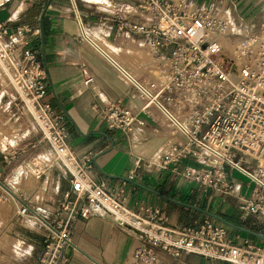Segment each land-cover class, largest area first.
Returning a JSON list of instances; mask_svg holds the SVG:
<instances>
[{
    "label": "built area",
    "instance_id": "built-area-1",
    "mask_svg": "<svg viewBox=\"0 0 264 264\" xmlns=\"http://www.w3.org/2000/svg\"><path fill=\"white\" fill-rule=\"evenodd\" d=\"M11 1L0 0V8ZM68 3L79 36L96 46L79 1ZM130 6L126 8L140 12L145 19L133 22L119 18L118 29H128L143 38L154 51L171 50L168 77L158 85L146 82L112 60L130 84L132 96L140 101V109L136 112L122 102H111L95 106L96 113L110 128L125 133L145 125L141 116L166 120L173 134L184 137V142L171 146L158 166L217 196L236 199L246 215L264 218V34H241L235 50L226 53L222 38L229 34L230 20L217 4L137 0L134 7ZM30 31L24 26L11 32L8 25L0 24V67L6 74L8 98L15 108L13 116H28L38 126L37 138L28 145L48 146L71 181L54 210L55 219L46 222V244L36 264H68L77 221L96 212L140 238L142 244L135 256L142 264H170L159 251L175 258L195 253L232 264H264V244L256 245L249 239L234 243L225 223L205 219L175 228L158 208L130 207L125 181L110 187L104 181L92 180V156H79L71 148L65 114L46 100L50 90L48 68L26 46L25 34ZM18 153L15 149L11 156ZM184 159L199 165H182ZM27 166L31 168L29 163ZM33 170L39 171L37 166ZM231 171L248 179L245 190L236 186ZM29 213L37 215L30 203H24L18 214Z\"/></svg>",
    "mask_w": 264,
    "mask_h": 264
},
{
    "label": "crops",
    "instance_id": "crops-1",
    "mask_svg": "<svg viewBox=\"0 0 264 264\" xmlns=\"http://www.w3.org/2000/svg\"><path fill=\"white\" fill-rule=\"evenodd\" d=\"M78 1L93 31L96 46L79 36L68 0H12L0 8V24L8 25L11 32L18 27L31 28L25 34L26 46L31 47L48 68L50 90L46 100L65 114L71 148L79 156H92L90 178L95 182L104 181L110 187H118L125 181L130 207L134 210L142 206L158 208L172 227L212 219L227 224L234 243L242 244L249 239L263 245L264 220L261 217L240 213L236 199L222 198L171 170L161 169L158 162L167 151L157 161L152 159L171 143L172 137L168 134L176 136L174 144L184 142V137L173 134L169 122L141 116L145 125L125 133L110 128L96 113L95 106L111 102H122L136 112L140 109V101L132 96L130 84L113 61L128 68L134 76L140 70L143 75L148 72L157 76L159 69L151 65L150 58L135 44H126L128 40L124 36L145 44L143 38L128 29H118L119 18L133 22L145 19L140 12L126 8V5L134 7L137 0ZM193 1L219 5L232 15L239 27L245 24L264 27V0ZM151 51L161 54L160 58L168 59L171 55V50ZM4 89L5 85L0 82V92ZM11 109H14L12 104ZM32 134L37 138V133ZM42 146L22 148L12 156V152L0 147V264L39 261L49 231L46 222L55 219L54 210L71 186L69 175L58 161L45 164L37 176L29 169L27 162L48 148ZM181 164L197 166L198 163L184 159ZM230 174L238 188H247L248 179L244 175L238 171ZM24 203H30L37 215L18 214ZM73 242L75 246L68 250V264H142L135 256V250L142 244L140 238L111 217L97 212L77 221ZM159 252L170 264H232L195 253L175 258Z\"/></svg>",
    "mask_w": 264,
    "mask_h": 264
},
{
    "label": "rangeland",
    "instance_id": "rangeland-1",
    "mask_svg": "<svg viewBox=\"0 0 264 264\" xmlns=\"http://www.w3.org/2000/svg\"><path fill=\"white\" fill-rule=\"evenodd\" d=\"M226 15L229 17L230 20V25H229V34L222 40H225L224 45H231L233 48L237 44L238 40L240 39L241 34H247V35H263L264 34V27L263 28H253L251 25H243L242 27H239V25L234 22L232 15L227 12ZM250 27V28H249ZM248 29V30H247ZM90 32H93L92 30H89ZM89 32V34H90ZM127 37L128 41H125L126 44H135L137 48L140 50L144 51L146 55L150 58L149 62L151 65L157 66L158 71L162 73V75L157 76H151L150 73L146 72L143 75L141 74V70L137 71L135 74L136 77H141L142 79H145L146 82L150 83H155V84H161L164 79V77L167 75L170 70V63L171 61H168L166 58H160L161 54H155L154 52L151 51L149 47H147L145 44H142L141 42H137L129 38L127 35L124 36ZM229 42H227V41ZM95 42L103 47V45L95 39ZM226 48V47H225ZM105 50V48L103 47ZM231 50V49H230ZM229 48L225 49L224 52L228 53ZM169 58V56H168ZM143 71V69H142ZM145 71V70H144ZM157 71V73H158ZM124 78H126L124 75H122ZM0 82L3 83L6 86V82L2 80L0 77ZM8 89H4L3 91L0 92V147L3 148L7 152H12L13 150L17 149L19 152H21L22 148H29L31 147V144L28 145L30 141H33L36 139L34 138V133H39L38 132V126L37 124L28 116L26 117H18V116H13L14 115V109H11V102L10 99L8 98ZM4 96V97H3ZM3 97V98H2ZM12 118V119H11ZM168 136L172 137L171 138V143H167L166 146L161 150L160 153H158L156 156L152 158L154 161H157L164 152H168L170 147L174 145L173 142H176V136L169 135ZM177 140H179L177 138ZM173 143V144H172ZM8 144V145H7ZM42 145H39L38 147H41ZM43 147V146H42ZM42 149L40 152H38L34 157L33 161L27 162L30 164L29 168L33 174L37 176V173L39 171L43 170V167L45 164H53L56 163V155L48 148ZM44 157V158H43ZM183 163V160L182 162ZM199 164H197L198 166ZM35 166H40L39 171H34L33 169ZM37 181V179H36ZM5 205V204H4ZM237 211L240 213L243 211L240 209L239 205L236 208ZM261 220H264L263 217H261ZM259 222V221H258ZM264 233V232H263Z\"/></svg>",
    "mask_w": 264,
    "mask_h": 264
},
{
    "label": "bare ground",
    "instance_id": "bare-ground-1",
    "mask_svg": "<svg viewBox=\"0 0 264 264\" xmlns=\"http://www.w3.org/2000/svg\"><path fill=\"white\" fill-rule=\"evenodd\" d=\"M249 28H250V27H249ZM247 30H248V29H247ZM89 32H90V31H89ZM93 35H94V34L90 32V36H91L92 39H93ZM222 41H223V44H224L225 40H222ZM226 41H227V40H226ZM227 42H229V41H227ZM224 46H225L227 49L229 48V50L231 49L229 52L235 50V46H234V48H233L231 45L229 46L228 44H227V45H224ZM226 48H225V49H226ZM167 60L170 61L169 58H168ZM118 61H119V60H118ZM119 62H120V61H119ZM120 63H121V62H120ZM120 65H121V64H120ZM121 66H122V65H121ZM122 67H123V66H122ZM123 70H124L125 72H127L128 74L134 75V74H132V72H131L128 68H126L125 66L123 67ZM0 74L2 75V76H1V75H0V76H1L2 80H3L4 83H5V82H6V78H5V75H6V74L3 73L1 67H0ZM158 75H162V73H161L160 71H158ZM166 80H167V75L164 77V79H163L162 81L164 82V81H166ZM7 145H8V144H7ZM43 158H44V157H43Z\"/></svg>",
    "mask_w": 264,
    "mask_h": 264
}]
</instances>
